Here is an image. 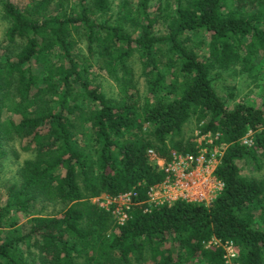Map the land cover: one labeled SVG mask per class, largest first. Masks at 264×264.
I'll use <instances>...</instances> for the list:
<instances>
[{"label": "trees", "instance_id": "16d2710c", "mask_svg": "<svg viewBox=\"0 0 264 264\" xmlns=\"http://www.w3.org/2000/svg\"><path fill=\"white\" fill-rule=\"evenodd\" d=\"M151 2L116 16L109 0H0V163L13 143L32 155L0 195V264H28L25 243L42 264H225L226 243L237 264H264V180L242 167L264 158V107H230L214 86L216 72L264 69V0H159L155 12ZM91 61L116 100L92 85ZM191 121L228 146L216 171L225 189L210 206L150 208L168 175L148 151L193 152ZM132 191L124 224L92 202Z\"/></svg>", "mask_w": 264, "mask_h": 264}, {"label": "rangeland", "instance_id": "374dc122", "mask_svg": "<svg viewBox=\"0 0 264 264\" xmlns=\"http://www.w3.org/2000/svg\"><path fill=\"white\" fill-rule=\"evenodd\" d=\"M19 8H25L28 5L29 0H11ZM112 4V14L117 16V13L120 9V6L125 2H131L132 4H136L138 0H109ZM166 1V0H163ZM150 11L155 12L159 6V0H152L150 3ZM111 15V13L109 14ZM9 27L8 20L4 19L2 10L0 9V46L6 41V33ZM83 55H87L85 47L81 45ZM4 48L0 49L2 53ZM91 69H89V78L91 79L92 85L94 87H98L100 91L104 94V96L109 100H116L118 97V87L116 83L108 77L104 72H102L92 61H91ZM135 65L138 69V63L135 62ZM140 69H138V72ZM214 86L216 87L219 95L228 102L230 107H233L237 104H245L249 106H255L258 108L264 107V69L260 70L258 74H254L253 76L248 75L247 73H242L239 69H234L226 72L214 73ZM140 88L144 90V83L140 81ZM185 135L188 138H192L191 144L193 145V152L181 153L184 155H193L198 158H202L205 161V166L207 163L213 162L215 165V171L218 170L221 165L222 158L227 149V145L221 142L219 138H216L212 135L203 136L197 127L195 121L189 122L185 127ZM254 138H250L248 145H253ZM174 153V152H173ZM31 153L23 152L17 143H13L8 145L7 147V157L2 163H0V195L3 201L6 200V190L12 183L16 182L18 179V171L19 168L23 165L24 161L31 158ZM168 160L172 159V156L167 158ZM198 167V166H197ZM196 167V168H197ZM243 167V175L248 177H255L258 179L264 180V158L261 159L260 164L253 163L251 165L242 164ZM176 182V180H175ZM174 181L171 182L172 187L170 189L174 190V186H176ZM161 188V186L159 187ZM206 192L209 193L208 200H204L203 202H198L197 204H205L210 206L211 203H214L219 197V190L216 184L211 185L207 188ZM161 190V192H156V196L150 198V203H164L169 204L171 198L174 197L175 193L170 194L167 198V194ZM216 195V198L212 200L211 198ZM100 197H107L105 194ZM97 197V198H100ZM96 199V198H94ZM92 202L100 207V204L107 200L100 199V202ZM174 203V201H172ZM124 203L113 204L110 208L109 213L112 215L115 223L120 225L125 219L128 212L125 210ZM47 208L44 211V215H49L54 207L52 205H46ZM101 208V207H100ZM57 209H62V207H58ZM36 213L42 211V205L36 207ZM40 215H42L40 213ZM28 217L22 218L21 226L24 228V232L29 231V226L27 224ZM21 250L24 256L27 258L28 264H42L41 256L38 250L32 246L31 244H23L21 245ZM40 257V259H39ZM190 264H204L201 261H193Z\"/></svg>", "mask_w": 264, "mask_h": 264}, {"label": "built area", "instance_id": "2783aa9c", "mask_svg": "<svg viewBox=\"0 0 264 264\" xmlns=\"http://www.w3.org/2000/svg\"><path fill=\"white\" fill-rule=\"evenodd\" d=\"M249 140L250 137H247L243 141V144L248 145ZM148 156L151 164L158 167L159 170L164 171L168 175L164 183L151 188L148 194L149 199L147 203L150 208L154 206L165 205L164 203H150V198L156 196L155 193L161 192V190L167 194V198H170L168 197L170 194L175 193L174 197L169 201V204H173L172 201L176 202L178 200H184L189 203H198L208 200L209 193L206 192V190L208 187L214 184L218 186L220 195L225 189V184L216 175V171L214 170L215 165H213V162L207 163L208 165L205 166V161H203L202 158L176 152L171 155L172 159L170 160L167 158H160L154 150H149ZM173 181L176 183L174 190L170 189V187L174 185L171 184ZM160 186L161 188H159ZM106 196L107 197L105 198L100 197L93 200H95V202H100V199L107 200V203L103 202L100 204L101 209H104L107 212L110 211V208L113 204L118 203H124V207L126 208L125 210L129 212L135 204L134 199L137 197V194L132 191L118 197H110L108 195ZM215 198L216 195L211 199L214 200ZM127 218L128 215H126L121 224H124ZM224 249L226 251L225 264H237L236 260L238 259V253L234 244L226 243L224 245Z\"/></svg>", "mask_w": 264, "mask_h": 264}]
</instances>
